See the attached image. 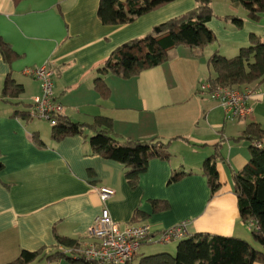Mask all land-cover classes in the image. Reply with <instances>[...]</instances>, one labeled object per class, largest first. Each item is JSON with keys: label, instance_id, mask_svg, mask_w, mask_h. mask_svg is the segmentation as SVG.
<instances>
[{"label": "crops", "instance_id": "0c3cea01", "mask_svg": "<svg viewBox=\"0 0 264 264\" xmlns=\"http://www.w3.org/2000/svg\"><path fill=\"white\" fill-rule=\"evenodd\" d=\"M98 3L0 0V40L16 55L7 62L0 53V264L16 259L23 249H54L55 234L87 243L89 228L102 207L100 186L114 190L106 205L120 227L147 223L157 235L186 221L188 235H232L248 240L251 225L240 219L232 173L249 159L251 142L237 140L247 124L254 122L264 129V80L254 87L249 99L252 113L243 120L230 116L218 100L201 95L199 85L213 77L207 64L213 52L232 57L248 44L251 34L264 39V13L258 22L245 19V13L238 29L213 16L208 26L215 41L225 43L223 48L213 43L198 56L189 49H177L166 62L120 78L101 72L118 46L191 10L196 3L175 0L127 25L102 24ZM46 62L55 69L53 95L63 116L80 124L91 123L95 116L109 117L113 135L121 141L171 140L169 161L151 159L132 188L123 164L93 153L91 130L54 140L49 123L47 127L31 123L34 118L14 116L15 110L28 111L31 99L40 94L39 81L28 70ZM7 76L22 88L16 98L1 95ZM221 140L223 160L217 163L221 186L211 196L200 171ZM174 170L187 175L169 184ZM153 200L167 207L155 211ZM136 211L140 215L135 218ZM153 242H144L136 255L141 249L142 255L175 250L168 245L142 247ZM43 260L74 264L65 259L37 261Z\"/></svg>", "mask_w": 264, "mask_h": 264}, {"label": "trees", "instance_id": "16d2710c", "mask_svg": "<svg viewBox=\"0 0 264 264\" xmlns=\"http://www.w3.org/2000/svg\"><path fill=\"white\" fill-rule=\"evenodd\" d=\"M16 1V0H15ZM175 0H99L97 16L104 25H127L137 17L157 10ZM232 8L242 6L246 10L247 20L258 22L264 13V0H229ZM195 7L180 15L167 19L154 26L140 37L133 38L118 46L104 61L101 72L111 73L120 78H130L144 70L158 66L169 58L168 51L182 45L194 55L215 41V34L208 26L214 16L212 0H195ZM229 21L241 28L245 19L226 15ZM0 53L9 62L16 55L8 45L0 40ZM213 77L207 81L211 86H228L241 89L256 87L264 80V39L251 34L248 44L241 47L238 54L225 57L213 52L207 58ZM101 80L97 79L100 88ZM20 85L7 76L4 80L1 95L16 98L21 93ZM13 115L28 120L31 117L26 110H15ZM113 122L105 116H95L91 123H75L68 117L59 115L52 126L51 137L60 140L67 135L81 134L85 128L92 131L89 138L93 153L120 162L125 167V177L134 188L138 177L147 169L151 159L169 161L170 141L150 140H117L113 135ZM247 138L249 159L244 166L232 173L233 193L236 197L240 219L251 225V239L260 245L253 246L247 239L219 234L186 235L178 240L176 254L165 251L139 256L137 264H264V146L253 143L264 141V129L257 123L247 124L242 135ZM39 141V138H36ZM221 140L214 146L213 153L201 166L200 175L204 176L211 196L220 188L221 182L217 163L223 160L220 152ZM3 163L0 159V171ZM187 174L172 171L168 183H173ZM153 210L167 207L165 202L152 201ZM136 211L134 216H139ZM75 239L55 234V248L41 247L36 250L23 249L18 257L7 264H31L33 261L46 259H65L74 264H94L83 258L73 259V250L78 247ZM127 264H132L128 262Z\"/></svg>", "mask_w": 264, "mask_h": 264}, {"label": "built area", "instance_id": "2783aa9c", "mask_svg": "<svg viewBox=\"0 0 264 264\" xmlns=\"http://www.w3.org/2000/svg\"><path fill=\"white\" fill-rule=\"evenodd\" d=\"M28 72L40 84V94L31 99L28 115L31 118L45 120L53 126L56 124V117L62 115V106L53 95L55 69L46 62L29 69ZM199 93L218 100L232 117L243 120L252 113L249 99L255 93L254 87L243 90L228 86L213 87L205 81L199 85ZM253 144L261 147L264 146V141H256ZM97 191L102 207L89 228V241L79 244L73 250L72 256L75 260L83 258L84 261L94 264H127L133 260L140 246L146 241L166 244L188 235L186 221L165 228L157 235L153 234L151 226L147 223L120 227L112 219L106 205L114 195V190L107 186H100Z\"/></svg>", "mask_w": 264, "mask_h": 264}, {"label": "rangeland", "instance_id": "374dc122", "mask_svg": "<svg viewBox=\"0 0 264 264\" xmlns=\"http://www.w3.org/2000/svg\"><path fill=\"white\" fill-rule=\"evenodd\" d=\"M228 2H229L228 0H212V4H211L212 5V11H213L214 16H216L215 18H216V20H218V22H219V20L224 22V19H221V18H223L225 15H227L226 13H228V12H230L232 15H235V17H240V18H242L241 16H243L246 13V10L242 6H239L237 8L228 7ZM235 28L238 29L236 26H235ZM213 43L216 44L218 47L221 46L222 48L225 45V43H223L222 41H220L218 39L216 41H214ZM182 48L189 49L188 47L182 46V45L176 47L175 49H171L170 51H168L169 58L174 55V52H176L177 49H178L177 51L185 50V49H182ZM17 105L20 108H24V106L21 103H19ZM31 123H38V124H41V125H45L47 127L50 126L48 124V122L46 123L45 121H42V120L37 119V118H34ZM248 241L251 242L255 248L260 249V245L258 243H256V242H254L251 239V237L248 238ZM177 243H178V240H173V241H171L169 243H166V244H160V243L153 242V243H151L149 245H143L142 247L146 246V247H150V248H153V249L154 248L155 249H159V248H163V247L168 245L170 247H175V250H172V252H169L167 250L165 252L171 253L172 255H175L176 254V245H177ZM142 251H143V249H141L140 252L133 258V260L131 261L132 264H137L138 263L139 256L142 255L141 254ZM163 251H164V249L152 252L151 254L158 253V252L161 253ZM33 264H49V263H47V261L43 260V261H35ZM51 264H55V262H51Z\"/></svg>", "mask_w": 264, "mask_h": 264}]
</instances>
